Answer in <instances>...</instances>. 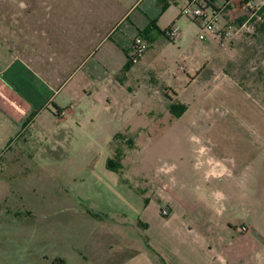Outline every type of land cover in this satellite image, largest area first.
Masks as SVG:
<instances>
[{"label": "rangeland", "instance_id": "obj_1", "mask_svg": "<svg viewBox=\"0 0 264 264\" xmlns=\"http://www.w3.org/2000/svg\"><path fill=\"white\" fill-rule=\"evenodd\" d=\"M151 2L77 3L89 4L97 15L107 11L108 29L113 18L134 7L108 42L113 44L128 23L152 13ZM182 9L183 4L172 5L140 30L144 34L150 26L145 41L151 47L124 70L126 88L117 90L111 111H101L99 119L72 129L66 138L59 128L57 139L12 145L10 166L0 171V264H53L56 257L83 264L79 254L87 250L78 239L99 230V225L88 226L90 215L106 214L112 224L121 221L119 214L126 215L127 230L141 235L134 225L145 201L134 187L149 183L159 190L163 178L174 191L194 190L202 185L209 159L233 169H259L264 35L238 33L245 18L233 15L225 17L218 35L200 42V25ZM173 25L181 29L176 41L162 34ZM229 25L236 30L225 37ZM20 151L26 154L16 156ZM117 153L122 171L110 169ZM88 264L97 263L90 259Z\"/></svg>", "mask_w": 264, "mask_h": 264}, {"label": "crops", "instance_id": "obj_2", "mask_svg": "<svg viewBox=\"0 0 264 264\" xmlns=\"http://www.w3.org/2000/svg\"><path fill=\"white\" fill-rule=\"evenodd\" d=\"M79 1L0 0V171L10 166L14 143L57 139L59 128L66 138L72 129L99 119L101 111H111L117 90L126 88L132 43L161 11L153 0L152 13L128 23L117 42L108 44L134 7L113 18L108 29L107 11L97 15ZM249 1L229 0L219 27L227 16L245 18ZM180 4L185 2L174 6ZM208 163L202 185L194 190L174 191L163 178L159 190L149 183L134 187L145 201L134 225L141 235L127 230L126 215L119 214L121 221L114 224L106 214L90 215L88 226L99 230L78 239L87 250L79 254L83 264L90 259L97 264H264V152L252 172ZM165 208L169 216L162 215ZM53 264L69 263L56 257Z\"/></svg>", "mask_w": 264, "mask_h": 264}, {"label": "built area", "instance_id": "obj_3", "mask_svg": "<svg viewBox=\"0 0 264 264\" xmlns=\"http://www.w3.org/2000/svg\"><path fill=\"white\" fill-rule=\"evenodd\" d=\"M185 5L182 9V15L190 17L201 27V33L198 37L200 42L206 41L207 35H218L219 22L223 9L228 1L226 0H183ZM264 0H250L246 3L247 16L237 30L235 26L229 25L225 37H229L234 30L247 35H255L258 27L264 22ZM167 38L176 41L181 38V29L178 26H172L166 31ZM221 35V34H220ZM223 39V36H222ZM227 39V38H226ZM149 45L141 37L136 38L128 53V58L132 63H137L148 51ZM184 71V68L182 67ZM170 209L162 210L163 216L170 215ZM242 232L248 231L246 227L241 228Z\"/></svg>", "mask_w": 264, "mask_h": 264}, {"label": "trees", "instance_id": "obj_4", "mask_svg": "<svg viewBox=\"0 0 264 264\" xmlns=\"http://www.w3.org/2000/svg\"><path fill=\"white\" fill-rule=\"evenodd\" d=\"M180 1H183V0H157L158 4L160 5L161 12L166 11L171 5H178V2H180ZM226 1H229V0H226ZM263 11H264V9H263ZM195 23L198 24L197 22H195ZM154 27H156V25H154ZM166 31H168V30H166ZM166 31L163 32L162 34H163V36H165L167 38ZM150 32H151V28L149 26L148 28L145 29L144 34L141 33V35H142L141 37L146 38L147 40H150V34H151ZM257 33L259 35H264V22L258 27L256 34ZM248 36L252 37L253 35H248ZM131 64L132 63L129 60L128 61V66H126V70L129 69ZM115 157L116 158L110 160V169H112L113 171H118V170L122 169L120 164H117L118 159H120V157H121V154L117 153V155H115Z\"/></svg>", "mask_w": 264, "mask_h": 264}]
</instances>
